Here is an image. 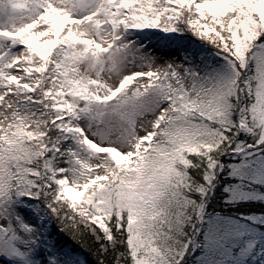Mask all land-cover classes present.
I'll return each mask as SVG.
<instances>
[{
    "label": "snow or ice",
    "instance_id": "snow-or-ice-1",
    "mask_svg": "<svg viewBox=\"0 0 264 264\" xmlns=\"http://www.w3.org/2000/svg\"><path fill=\"white\" fill-rule=\"evenodd\" d=\"M262 36L264 0H0V256L76 264L55 224L97 264H264V210L228 211L264 188Z\"/></svg>",
    "mask_w": 264,
    "mask_h": 264
},
{
    "label": "trees",
    "instance_id": "trees-1",
    "mask_svg": "<svg viewBox=\"0 0 264 264\" xmlns=\"http://www.w3.org/2000/svg\"><path fill=\"white\" fill-rule=\"evenodd\" d=\"M172 34H174L176 37L180 35L179 33ZM193 39L195 40L196 38L193 37ZM260 42H264V36L260 37V40L257 41V43ZM198 43H201V45L204 46L203 53L208 59V62L217 70L221 71L225 76H227L229 74V68L222 57L216 55L213 47L206 42L198 41ZM23 201L24 202L19 203V205L28 206L38 203L37 201H29L28 197H24ZM209 208L211 209V205H209ZM261 210H264V188H258L251 198H246L244 200L238 201L234 203L230 209H228L229 213H231L236 219L241 220V222H251V218L254 215L258 219V213ZM240 214H243L242 217L240 216ZM46 224L47 221L45 225ZM47 231L49 232L50 238L52 235L59 234V240L56 246V250L68 256L77 258L76 264H97L96 260L93 258L90 252L82 248L80 244H78L71 237L60 233L59 228L56 227L55 224H52L51 228L47 229Z\"/></svg>",
    "mask_w": 264,
    "mask_h": 264
},
{
    "label": "rangeland",
    "instance_id": "rangeland-1",
    "mask_svg": "<svg viewBox=\"0 0 264 264\" xmlns=\"http://www.w3.org/2000/svg\"><path fill=\"white\" fill-rule=\"evenodd\" d=\"M174 37H176L174 34L164 33L160 29L131 30L130 35H128V39L136 41L138 45H144L145 50L150 51L156 57L181 61L184 58V52L180 50L178 43L173 42ZM203 48L204 46H202ZM81 124L83 126L84 122L81 121ZM15 211L23 217L25 222L44 228L46 220L41 224L43 212L40 209L17 204L15 205ZM34 255L37 264H42V258L46 257L47 253L41 247L35 250ZM0 264H13V261L5 260L4 257L0 256Z\"/></svg>",
    "mask_w": 264,
    "mask_h": 264
}]
</instances>
